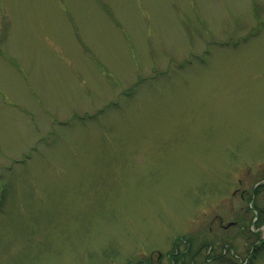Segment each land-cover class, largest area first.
Instances as JSON below:
<instances>
[{
    "label": "rangeland",
    "instance_id": "374dc122",
    "mask_svg": "<svg viewBox=\"0 0 264 264\" xmlns=\"http://www.w3.org/2000/svg\"><path fill=\"white\" fill-rule=\"evenodd\" d=\"M259 181L264 0H0V264H264Z\"/></svg>",
    "mask_w": 264,
    "mask_h": 264
},
{
    "label": "flooded vegetation",
    "instance_id": "af4514ba",
    "mask_svg": "<svg viewBox=\"0 0 264 264\" xmlns=\"http://www.w3.org/2000/svg\"><path fill=\"white\" fill-rule=\"evenodd\" d=\"M242 195L244 196V193ZM258 210H260V211H258ZM257 212H258L257 215L259 214L258 217L260 215L261 216L264 215V210L263 209H257ZM239 220L240 219H237V220L233 221L232 224H229L230 222L227 223V224H224L223 223V219L221 218V220H220V218H219L218 226L223 230V232H218V231L213 232L212 228H210V231L212 230V234H213V240L212 241H225L224 249H226L227 251H228V249H230L233 252V249L231 247V242L235 241V238H232V237L228 238L226 235H224V231H226L228 229V227L237 226L238 224H240ZM255 220H257L256 217H255V219H254V221L252 223H254ZM262 221L263 220L260 219V222L258 223V227L264 226V223H262ZM250 235H249V237H250ZM263 238H264V236L259 238L258 240H256V242L253 244V246L249 250V253L247 254V258L245 259L246 261H250L251 260V257L253 256V252H255V250H256V248L258 246H261V244L263 242L262 241ZM173 241H174L173 249L170 252L167 253V257H168L169 260H171V264H175L173 262V260H172V257L174 255H179L180 253L184 257L187 254L186 258L191 260L192 262H194L196 260H199V258H202V257H200L201 255L199 254V252L201 251V247H199L198 249H194L192 247V243L190 242V241H195V240H193V239H183V238L180 237L179 241H181V242L176 243L175 242L176 238ZM206 241H208V240H206ZM204 245H206V243L202 244L201 246H204ZM183 246L185 247L184 249H183ZM214 249H215V245H211L210 244L209 249L207 250V253H206V256H205L204 260L210 261L211 259L221 258V257H219L220 255L218 256V254H216L214 252L215 251ZM215 254H216V256H214ZM160 256H161V254H159V258H160ZM224 256L225 257L227 256L229 259H233V260L240 258L236 253H229L228 254V253L225 252L223 254V257ZM146 264H151V263L146 262Z\"/></svg>",
    "mask_w": 264,
    "mask_h": 264
},
{
    "label": "trees",
    "instance_id": "16d2710c",
    "mask_svg": "<svg viewBox=\"0 0 264 264\" xmlns=\"http://www.w3.org/2000/svg\"><path fill=\"white\" fill-rule=\"evenodd\" d=\"M264 190V183L259 184L256 189H255V193L258 194L260 191ZM258 208V207H257ZM264 248V241L262 242L261 246H258L255 250V252H253V256L251 257V259L253 258H257L258 255V250L259 249H263ZM187 254L185 255V257L180 253L179 255H174L172 257V260L175 264H195L196 261L192 262L191 260L186 258ZM251 261V260H250ZM205 262V261H204ZM250 263V262H249Z\"/></svg>",
    "mask_w": 264,
    "mask_h": 264
}]
</instances>
